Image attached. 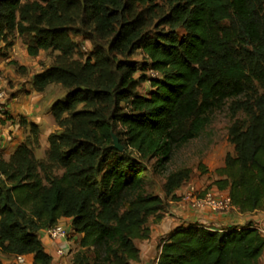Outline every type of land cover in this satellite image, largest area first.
I'll use <instances>...</instances> for the list:
<instances>
[{"label":"trees","instance_id":"obj_1","mask_svg":"<svg viewBox=\"0 0 264 264\" xmlns=\"http://www.w3.org/2000/svg\"><path fill=\"white\" fill-rule=\"evenodd\" d=\"M166 2L149 36L156 0H0V41L9 46L10 35L19 36L32 57L61 53L59 63L35 74L34 88L66 89L50 108L61 130L48 136L46 159L31 145L39 144L38 125L23 118L29 134L8 159L0 156L3 253L50 264L40 232L71 218L81 235L74 264L139 261L136 240L149 237L150 218H162L189 178L180 169L159 188L145 178H156L151 160L163 166L228 100L244 117L229 127L235 154L226 155L212 185L227 190L241 212L264 209V0ZM71 31L108 42L94 60H71ZM137 50L146 58L140 68L120 59ZM146 80L151 89L139 93ZM113 134L124 150L111 147ZM160 247L157 264H260L264 235L257 225L220 231L189 224Z\"/></svg>","mask_w":264,"mask_h":264},{"label":"crops","instance_id":"obj_2","mask_svg":"<svg viewBox=\"0 0 264 264\" xmlns=\"http://www.w3.org/2000/svg\"><path fill=\"white\" fill-rule=\"evenodd\" d=\"M19 43L23 44L19 36H16L9 46L5 42L0 41V44L7 48L9 52L7 61L13 67H4L3 64H0V88H3L9 96L7 100V118L3 120L2 126L11 132V136L5 139L4 133L0 130V151L15 150L24 141L27 133L24 126L20 123L21 118L27 122L37 124L38 130L45 132L42 133L45 144L48 143L50 133L54 132V125H47V117L51 114L50 108L54 102L52 99L53 95L52 93L47 94L48 87L43 92H39L33 86L35 74L43 70L40 69L38 64L37 58L39 56H30L26 45L22 51L19 48ZM17 56H23V60H20V62L12 60L15 57L17 58ZM20 66H22V69L24 66L29 67L28 75L19 73L20 69L18 70V67ZM183 190L184 186L176 191L174 200H167V206L160 220L156 221L153 217L150 218L148 223L150 235L148 238L136 240V245L140 250V260L132 264H157L161 241L181 225L199 224L220 231L258 225L264 232V209L241 212L234 207L228 212L215 213L203 208H193L189 203L181 201L180 196ZM209 190L218 194H228L227 190L220 191L216 186H212ZM60 221L68 229L69 242L74 245L73 240L70 239L71 235H74L79 242L81 235L74 232L72 219L62 218ZM59 243L61 244L63 241L59 240ZM75 248L79 249L78 243ZM53 250L54 248H46L49 254H52ZM32 259V256H30L31 263ZM260 264H264V251L260 257Z\"/></svg>","mask_w":264,"mask_h":264},{"label":"rangeland","instance_id":"obj_3","mask_svg":"<svg viewBox=\"0 0 264 264\" xmlns=\"http://www.w3.org/2000/svg\"><path fill=\"white\" fill-rule=\"evenodd\" d=\"M156 3L158 4V7L155 9L156 17H154L152 24L148 28L149 36H153L155 29V26H153L154 23H157L160 16L167 13L169 8L166 0H156ZM144 8L145 7L139 6L137 8V12L142 11ZM68 34L72 42L77 45L73 55L70 58L71 60H77L80 62H83L88 57L94 60L97 48L102 47V45L105 47L106 43L108 42V39H106L102 40L100 42L102 44H100L95 39L90 38L89 35L83 33L71 31ZM13 37L14 36L10 35L11 39L15 38ZM24 46V43H19V48L22 51L24 50ZM8 53L9 52L7 51V48L0 44V64H3L4 67L11 66L10 62L7 61L9 58ZM60 54L61 53L59 51L52 49L41 51V53L38 55L39 57L37 58L40 69H44L59 63L61 61ZM15 58L12 60L17 62L23 60V56H17V58ZM25 58L27 57L25 56ZM120 59L126 61L127 63H132L138 68H140L143 62L146 60L141 50H137L127 57H120ZM29 70V67L24 66L23 69L19 70V73L22 75H28ZM143 74L144 73L142 70H139L134 74V77L137 80H140ZM149 74L150 73L148 72V75ZM150 89V83L147 80L139 82L137 87L138 92L142 94H147L148 90ZM50 93H52V99L55 101L57 99L64 98L66 89L55 83L48 86L47 94ZM232 101L233 100H228L225 104L223 103L220 107L213 109L211 112V121L202 130L200 135L182 145L175 147L172 151L169 161H167L163 166L153 167L155 159L151 160V166L149 169L153 170L155 168L157 175L156 178H154L151 174L145 173V178L147 180L152 178L155 184L160 188L165 183L168 174L180 169H188L189 178L184 182L183 186L187 185L188 183L196 184L200 189V193H204L206 190L212 188V186H214L212 185V182L216 179L215 170L224 164L226 155L235 154L234 144H232L229 139V127L236 118L244 117V114L241 111H238L234 114L231 108ZM52 124L54 125V131L61 130L60 126H58L54 120L52 121V116L50 114L47 117V125ZM39 133L42 135V133L45 132H41L39 130ZM41 135H39V144L32 143L31 145L37 158L46 159L48 143L45 144L43 142L44 135ZM13 151V149H8L5 151L1 150L0 156L4 159H8ZM70 239L74 242L73 246L77 247L78 239H76L74 235H71ZM4 262H6V260Z\"/></svg>","mask_w":264,"mask_h":264},{"label":"built area","instance_id":"obj_4","mask_svg":"<svg viewBox=\"0 0 264 264\" xmlns=\"http://www.w3.org/2000/svg\"><path fill=\"white\" fill-rule=\"evenodd\" d=\"M150 75L156 77L157 73L150 71ZM8 99V93L3 88H0V130L4 133L5 139L11 136V132L2 126L3 120L7 118ZM180 197L182 202L189 203L193 208H203L215 213L228 212L234 208L228 194H218L210 190L200 193L199 187L193 183L185 185ZM261 232L264 235L262 230ZM40 236L48 248H54L52 254H50L52 256L50 264H74V255L79 249L75 248L73 244L69 242L68 229L60 220L55 225L42 230ZM59 240H62L63 243L60 244ZM5 260L6 262H4ZM4 263L31 264L30 255L5 254L0 247V264Z\"/></svg>","mask_w":264,"mask_h":264},{"label":"water","instance_id":"obj_5","mask_svg":"<svg viewBox=\"0 0 264 264\" xmlns=\"http://www.w3.org/2000/svg\"><path fill=\"white\" fill-rule=\"evenodd\" d=\"M111 147L120 151L124 150V146L120 144L116 134H113V143Z\"/></svg>","mask_w":264,"mask_h":264},{"label":"bare ground","instance_id":"obj_6","mask_svg":"<svg viewBox=\"0 0 264 264\" xmlns=\"http://www.w3.org/2000/svg\"><path fill=\"white\" fill-rule=\"evenodd\" d=\"M241 229V228H240Z\"/></svg>","mask_w":264,"mask_h":264}]
</instances>
